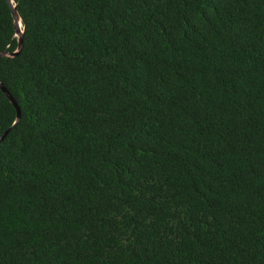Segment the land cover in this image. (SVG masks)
<instances>
[{"label": "trees", "instance_id": "trees-1", "mask_svg": "<svg viewBox=\"0 0 264 264\" xmlns=\"http://www.w3.org/2000/svg\"><path fill=\"white\" fill-rule=\"evenodd\" d=\"M14 2L0 264H264V0Z\"/></svg>", "mask_w": 264, "mask_h": 264}, {"label": "water", "instance_id": "water-1", "mask_svg": "<svg viewBox=\"0 0 264 264\" xmlns=\"http://www.w3.org/2000/svg\"><path fill=\"white\" fill-rule=\"evenodd\" d=\"M10 8L12 10V16L14 19V24H15V30H16V37L18 38V49L16 52L14 53H10V52H2L0 53V59L1 58H14L17 57L21 54L22 49H23V38H24V28L22 25V19L19 15L18 9H17V5L15 4L14 0H7ZM0 89L3 91V93L7 96V98L10 100V102L14 105V107L17 110V120L16 123L14 124V126H12L10 128V130H8L1 138H0V144L6 139V137L8 136L9 132L17 125V123L20 121L21 119V111L20 108L18 107V104L16 103V101L14 100V98L11 96V94L8 92V90L5 88V86L3 84L0 83Z\"/></svg>", "mask_w": 264, "mask_h": 264}]
</instances>
